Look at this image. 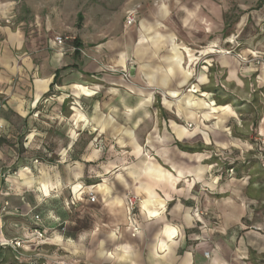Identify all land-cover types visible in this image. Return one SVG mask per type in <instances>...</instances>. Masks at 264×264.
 I'll return each mask as SVG.
<instances>
[{
    "label": "crops",
    "instance_id": "obj_1",
    "mask_svg": "<svg viewBox=\"0 0 264 264\" xmlns=\"http://www.w3.org/2000/svg\"><path fill=\"white\" fill-rule=\"evenodd\" d=\"M155 15L150 12L138 30H99L92 40L80 35L73 41L74 51L56 40L61 35L47 30L35 53L24 49L18 64L9 54L0 57V82L18 77L23 94L12 101V89L1 90L8 101L0 116V245L12 239L31 242L33 229L39 227L46 235L78 243L94 239L91 233H96L100 264H252L248 228L241 222H202L198 216L205 193L200 184L214 167L210 148L234 144L228 134L235 113L229 103L216 102L205 71L195 77L192 89L182 91L193 80L198 48L176 42L172 28H161ZM9 41L22 50L26 37L11 32ZM227 58L223 63H229ZM132 66L135 74L131 83H122L125 89H108L116 84L108 69L124 72ZM236 69L234 65L228 70L233 79ZM155 93L162 96L161 113L152 108ZM104 95L112 97L105 101ZM68 98L76 121L68 149L81 133L91 135L78 159L72 160L77 172L63 178L57 169L47 178L26 165L17 176L3 173L5 165L20 160L19 148L47 139L44 132L56 123L52 119H59L58 111L50 112L47 105H64ZM19 120L24 131L16 127ZM40 165V173L45 172L48 165ZM57 194L64 197L68 218L42 204L44 197ZM130 195L139 199L133 213ZM8 214L16 218L7 220ZM80 218L92 222L82 230L84 236L74 227ZM7 222H19L23 235L9 236ZM63 224L66 234L59 229Z\"/></svg>",
    "mask_w": 264,
    "mask_h": 264
},
{
    "label": "rangeland",
    "instance_id": "obj_2",
    "mask_svg": "<svg viewBox=\"0 0 264 264\" xmlns=\"http://www.w3.org/2000/svg\"><path fill=\"white\" fill-rule=\"evenodd\" d=\"M131 12H135L137 22L126 26L127 15ZM150 12L159 18L161 28L167 31L172 28L171 34L175 36L176 42L186 43L193 50L195 46L198 48L197 63L192 68L193 80L182 91L192 89L195 77L205 71L211 80L208 86L214 91L212 94L217 98L216 102L229 103L231 111L235 113V117L229 120L228 134L234 144L210 148L214 167L200 184L205 193L199 200L202 205L199 206L198 216L202 222H241L251 234L246 237L247 244H250L248 261L264 264V137L260 135V131L264 133V66L239 60V57L249 60L253 55L264 59V0H0V57L9 54L18 64L24 58V49H28L29 54L35 53L44 39L43 32L47 30L66 38L64 42L71 45L74 51L73 41L76 38L80 40V35L92 40L99 30L103 33L113 28H120L122 33L131 27L138 30ZM19 31L26 37L22 50L9 41L10 33ZM228 51H232V54H228ZM224 58L229 63H223ZM188 63L189 58L186 59V65ZM234 65L237 69L233 79L228 70ZM130 69L127 67L124 72L117 68L108 69L107 73L116 76L112 81L116 84H111L115 86H108V89H125L121 87L122 83L132 82ZM124 73L130 74L129 80L123 76ZM6 86L12 89V101L18 94L23 95L18 91V77L12 78L10 82H0V116L8 101L1 93ZM159 92L163 97L166 95L162 90H157ZM157 93L152 108L161 113L162 96ZM104 96L105 101L112 97ZM47 106L50 112L58 111L59 119H52L56 123L52 124V128L47 127L45 141L33 142L26 149L19 148L16 157L20 156V160L2 169L7 176H17L19 169L26 165L33 173L47 178L57 169L63 178L79 169L76 165L72 166V160L78 159L91 135L81 133L69 150L68 134L76 127L75 111L71 109L74 106L72 99L68 98L64 105L53 101ZM81 106L86 109L84 104ZM17 123L16 127L21 126L24 131L23 122L19 120ZM203 133L207 136L206 132ZM21 135L24 142L25 135ZM198 149L201 147L198 146ZM41 162L48 165L43 173H40ZM36 165L39 169H35ZM43 200L46 203L44 201L42 204H47V208H53L68 218L63 208V196L48 195ZM12 218L16 217L6 215L7 220ZM78 221L74 227L79 228L77 231H81L80 236H84L82 230L90 228L92 222H81L82 218ZM18 223H6L9 236L23 235ZM59 229L67 233L64 224ZM33 233L35 238L31 242L24 243L19 239L3 242L0 245V264H100L97 259L98 236L94 232L91 233L94 239L91 237L88 241L89 237H86L87 241L81 243L50 233L42 239L34 230ZM9 246L21 260H17L14 253L6 248Z\"/></svg>",
    "mask_w": 264,
    "mask_h": 264
},
{
    "label": "built area",
    "instance_id": "obj_3",
    "mask_svg": "<svg viewBox=\"0 0 264 264\" xmlns=\"http://www.w3.org/2000/svg\"><path fill=\"white\" fill-rule=\"evenodd\" d=\"M135 21H136V14H135V12L129 13L127 15V18H126V22H127L126 26H129V25L133 24ZM64 39H66V38H64L62 36H58L56 38V40L59 41V42H63ZM227 53L231 55L232 54V51H228ZM239 60L242 61L243 63L250 62V63H252L254 65L264 66V59H263V57L262 56H258V55H253V57L251 59H249V60H246V59H243V58L239 57ZM123 76L127 80L130 79V74H128V73H124ZM188 127L189 128L192 127V124H189ZM90 199H91V201H95L96 200V197L94 195H91L90 196ZM128 203H129L130 212L133 213L137 209V207H138L139 199L136 196H134V195H130L128 197ZM36 219L38 221H40V216L39 215H36ZM62 229L65 230L64 227ZM33 230L37 233V236L38 237H41L42 239L44 237H47L46 236V233L42 229H40L39 227H35Z\"/></svg>",
    "mask_w": 264,
    "mask_h": 264
},
{
    "label": "trees",
    "instance_id": "obj_4",
    "mask_svg": "<svg viewBox=\"0 0 264 264\" xmlns=\"http://www.w3.org/2000/svg\"><path fill=\"white\" fill-rule=\"evenodd\" d=\"M76 41V40H75ZM186 151H189V152H193L194 151V149L193 148H186L185 149ZM40 229H42V228H40ZM48 235V234H47ZM1 248H4V247H1ZM7 249H9V250H11L12 251V253H14V256H15V258L17 259V260H21V258L14 252V250L9 246V247H6ZM22 262V261H21ZM22 263H24V262H22ZM28 264V263H27ZM30 264V263H29Z\"/></svg>",
    "mask_w": 264,
    "mask_h": 264
},
{
    "label": "water",
    "instance_id": "obj_5",
    "mask_svg": "<svg viewBox=\"0 0 264 264\" xmlns=\"http://www.w3.org/2000/svg\"><path fill=\"white\" fill-rule=\"evenodd\" d=\"M130 71H131V75H133V76H134V74H135V67H134V66H132V67H131V69H130Z\"/></svg>",
    "mask_w": 264,
    "mask_h": 264
},
{
    "label": "bare ground",
    "instance_id": "obj_6",
    "mask_svg": "<svg viewBox=\"0 0 264 264\" xmlns=\"http://www.w3.org/2000/svg\"><path fill=\"white\" fill-rule=\"evenodd\" d=\"M7 11V10H6ZM80 87V86H79ZM84 92V91H83ZM86 93V92H85ZM81 95V94H80ZM173 166V165H172Z\"/></svg>",
    "mask_w": 264,
    "mask_h": 264
}]
</instances>
